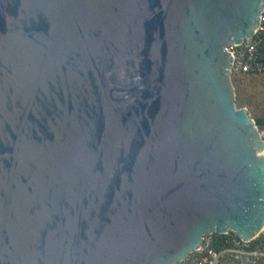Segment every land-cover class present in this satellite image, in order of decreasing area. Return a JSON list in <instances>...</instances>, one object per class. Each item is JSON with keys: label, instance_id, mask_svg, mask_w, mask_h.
<instances>
[{"label": "water", "instance_id": "95a60500", "mask_svg": "<svg viewBox=\"0 0 264 264\" xmlns=\"http://www.w3.org/2000/svg\"><path fill=\"white\" fill-rule=\"evenodd\" d=\"M264 0H0V264H176L264 229V137L228 46Z\"/></svg>", "mask_w": 264, "mask_h": 264}, {"label": "built area", "instance_id": "2783aa9c", "mask_svg": "<svg viewBox=\"0 0 264 264\" xmlns=\"http://www.w3.org/2000/svg\"><path fill=\"white\" fill-rule=\"evenodd\" d=\"M263 23L264 16L262 17V22L257 33L260 31L259 29L262 27ZM254 37L243 41L240 45L227 47V50L230 52L234 61L230 76L238 72L249 70L250 64L249 61L245 59V53L254 48L252 45ZM230 234H234L235 243L239 244V248L217 250L212 244V236L214 234L205 236L203 238V246L199 250L188 255L186 259L176 264H257L258 261L264 259V250L255 249L252 244L262 243V240L264 239V229L261 234L249 241H244L235 232L231 231L224 235Z\"/></svg>", "mask_w": 264, "mask_h": 264}, {"label": "trees", "instance_id": "16d2710c", "mask_svg": "<svg viewBox=\"0 0 264 264\" xmlns=\"http://www.w3.org/2000/svg\"><path fill=\"white\" fill-rule=\"evenodd\" d=\"M260 31L253 39V49L251 51H247L245 53V59L249 61L250 68L248 71L238 72L232 75V82L234 85V89L237 95V83L239 79H243L246 76H254L258 77L264 75V23L262 27L259 29ZM252 119L256 122L257 127L260 131L264 129V118L253 117ZM212 239L213 247L217 250L219 249H231V248H239V244L235 243L234 234L230 235H221L214 234ZM255 249H263L264 250V239L262 243H252ZM257 264H264V259H261L257 262Z\"/></svg>", "mask_w": 264, "mask_h": 264}, {"label": "rangeland", "instance_id": "374dc122", "mask_svg": "<svg viewBox=\"0 0 264 264\" xmlns=\"http://www.w3.org/2000/svg\"><path fill=\"white\" fill-rule=\"evenodd\" d=\"M237 95L235 104L238 108H247L252 118H264V75L254 77L246 76L237 83ZM261 135L264 137V129Z\"/></svg>", "mask_w": 264, "mask_h": 264}]
</instances>
